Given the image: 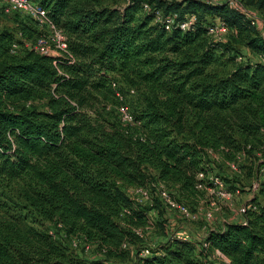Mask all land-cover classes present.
Returning <instances> with one entry per match:
<instances>
[{
    "label": "trees",
    "instance_id": "1",
    "mask_svg": "<svg viewBox=\"0 0 264 264\" xmlns=\"http://www.w3.org/2000/svg\"><path fill=\"white\" fill-rule=\"evenodd\" d=\"M30 1L63 32L67 54L50 58L25 47L27 33L32 43L41 33L29 19L16 36L0 32V264H126L124 250L130 264H264V208L257 204L264 180L245 224L210 229L198 246L172 237L142 257L129 253L139 238L120 223L146 224V208L123 186L161 182L183 203L202 195L197 173L212 171L205 149L233 164L257 146L264 157V66L255 61L264 55V37L247 16L205 0H129L123 8L101 0ZM242 2L264 21V0ZM143 3L174 15L171 30ZM191 16L195 23L180 30ZM215 19L227 26V40L207 36ZM237 44L252 58L237 62ZM130 91L134 126L118 111ZM219 178L231 184L228 191L238 189L236 179ZM77 234L84 246L105 247L106 258L74 254L62 239Z\"/></svg>",
    "mask_w": 264,
    "mask_h": 264
},
{
    "label": "rangeland",
    "instance_id": "2",
    "mask_svg": "<svg viewBox=\"0 0 264 264\" xmlns=\"http://www.w3.org/2000/svg\"><path fill=\"white\" fill-rule=\"evenodd\" d=\"M105 6L115 7V8H123L127 0H101ZM249 14L252 16H256L257 18L262 19L261 12L257 8L249 7ZM24 18L16 15V14H6L2 7V3L0 4V32L8 31L16 36V32L20 29V24L23 23ZM227 35L223 38V40H227ZM24 46L30 48V44L32 43V37L30 34H26V38L23 41ZM236 48L240 51V57L237 58V62L241 63L244 59L252 58L251 53L243 47L241 44H237ZM217 71L223 70L222 67H217ZM227 70V69H226ZM134 94L130 93L128 97H124V101L126 106L129 109V112L132 113L134 111L132 108L137 102L136 98L134 99ZM15 102V101H14ZM14 104L22 105V102L16 101ZM31 102H28L27 105H30ZM33 106L36 108H43L44 105L41 102H32ZM263 147L257 146L253 155L246 158L244 156H240L237 158L236 162L233 164L232 162L222 161L219 153L214 152V154L207 158L209 160V165L212 168V172H214L217 176H223L228 178L229 181L232 179H236L235 183L232 182L239 189V194L232 199H227L223 197L219 190H215L214 193H202V195H198V197L189 198L187 201H182L186 204L191 211L204 212L209 211L212 215V219L210 221H205L200 218L197 222H188L180 218L179 214L176 211L169 210L163 202L160 201L158 195L157 185L154 187H145L147 190L146 196H139L134 194V191L138 187H128L123 186V190L130 200L133 201L135 205H139V207L146 208V213L144 216V221H146L145 226L140 228H135L134 225L128 224L127 220H122L120 223L131 230V232L135 235V230H140L142 237H138L139 240L134 242L135 245H129V253L141 252L144 249H154L158 248L159 245L165 243L167 239L172 238L176 235L187 236L192 243L198 244L203 240L205 235L210 229H220L226 223H234L239 222L241 217L238 214L239 208L245 204L247 201L255 199L257 194V189H253V186L257 182V176L259 172L257 168L261 162L264 161L263 157ZM231 165L234 166V169L231 168ZM231 184L224 183V188H229ZM165 190L169 193V196L172 200L177 201V194L174 190L166 187ZM134 200H139L138 202H134ZM258 205L261 208H264V197H257ZM178 202V201H177ZM157 203L161 204L159 211H157ZM213 204V205H212ZM156 206V208H155ZM138 207V206H134ZM138 208V209H143ZM0 223H1V210H0ZM47 228H52L51 224H46ZM62 235V234H61ZM82 236L77 234L75 236L64 237L63 239L65 245L69 246L70 250L73 251L74 254L81 256L84 259H105L106 256L104 253L105 247L99 246L97 241L87 242L86 246L79 242V239ZM76 243V247L72 244ZM78 244H80L78 246ZM78 246V247H77ZM198 246V245H197ZM83 247V249H81ZM123 248V247H122ZM121 248V249H122ZM123 250V249H122ZM118 251V249H117ZM119 252V251H118ZM120 254L123 253L125 256L124 261L126 264H130L131 260L126 250L120 251ZM140 254V253H139ZM120 260H116L119 262Z\"/></svg>",
    "mask_w": 264,
    "mask_h": 264
},
{
    "label": "built area",
    "instance_id": "3",
    "mask_svg": "<svg viewBox=\"0 0 264 264\" xmlns=\"http://www.w3.org/2000/svg\"><path fill=\"white\" fill-rule=\"evenodd\" d=\"M129 0H127L128 2ZM206 3H213V4H227L230 8L244 13L247 18L250 20V23L252 26H254L260 33L262 37H264V21L260 18H257L256 16H252L247 12V10L243 6L242 0H205ZM2 3V7L4 9V12L6 14H16L24 19H29L31 21H34L39 30L40 34L36 37L35 41L30 44L29 47L33 49L34 52H36L39 55L47 56L50 58H57L63 55L67 54V42L66 38L63 34V32L58 29L49 19L47 16L46 11L41 8L37 3H34L30 0H0V4ZM142 9L146 13H151L154 15V22L159 23L164 26L166 31H170L175 23V16L169 15V16H163L160 11L153 10L151 6H149L147 3L142 4ZM196 19L194 16H191L187 18L184 22L178 24L180 30L185 31L189 29L194 23ZM228 28L225 25L224 22H222L220 19H215V21L212 23V25L208 28L207 36L213 41V42H222L223 38L227 35ZM14 52V51H12ZM242 59L241 57L239 58ZM245 61V60H244ZM259 64L264 66V55L259 56L256 60ZM113 88H116V85L112 84ZM130 93H133V91H130ZM116 97L121 101L122 96L119 93H116ZM119 115L121 122L123 124H127L128 126H134L139 125V122H135L133 119L132 114L129 112L128 108L125 105H120L118 107ZM214 150L212 149H205L204 154L206 157H210L214 154ZM231 168L234 169V166L231 165ZM259 181L255 183L253 186V189H257L259 186V182L264 180V165L260 167L259 169ZM197 182L195 184V190L202 193H214L215 190H219L223 197H226L227 199H232L233 197L237 196L239 194V189H236L235 191L231 192L228 191L227 188H224L225 186L223 181L217 176L214 172L209 171L207 173L205 172H199L196 175ZM210 184L208 186L206 184ZM157 185L158 195L161 202L164 203V205L172 211H176L180 218L188 221V222H197L200 218H202L205 221H210L212 219V215L209 211L204 212H198L191 211L190 208L184 204L179 203L175 200H172L169 196V193L165 190L166 186L164 183H154L151 184L150 187H154ZM134 194L139 195L141 197L146 196L147 190L145 188H136L134 191H132ZM139 200H134V202H138ZM140 203V202H138ZM213 205V204H212ZM257 209L256 205L253 204L252 200L247 201L245 204H243L239 210L238 214L241 217L239 222H234L237 224H245V215L249 211H255ZM123 214H129L127 210H123ZM232 223V222H231ZM60 227V225L58 226ZM135 235L138 237H142L141 231L135 230ZM174 239L182 240L186 242H191V240L187 236L183 235H176L173 236ZM74 247H76V243L74 242L72 244ZM125 245H123L124 248ZM203 248H207V244L204 242L202 244ZM149 255L148 249H144L140 252V256L145 257ZM215 256L221 260H225L223 256L219 252H215Z\"/></svg>",
    "mask_w": 264,
    "mask_h": 264
}]
</instances>
